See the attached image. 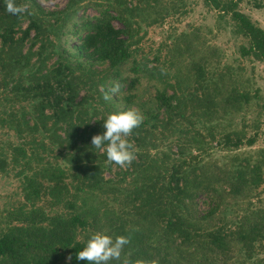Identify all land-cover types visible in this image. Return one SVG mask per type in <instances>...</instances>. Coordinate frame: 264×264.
<instances>
[{
  "label": "rangeland",
  "instance_id": "obj_1",
  "mask_svg": "<svg viewBox=\"0 0 264 264\" xmlns=\"http://www.w3.org/2000/svg\"><path fill=\"white\" fill-rule=\"evenodd\" d=\"M36 1L46 14L63 10L69 2ZM97 2L104 7L109 6L113 15L117 14L116 8L123 11L129 24L128 32L123 36L130 46L131 57L115 68H110L107 63L94 62L91 73L76 72L82 80L76 101L85 98L83 107L86 113L81 112L80 116L85 118L83 123L89 128L100 119L96 108L107 110L101 111L106 114L104 119L111 113L128 109H138L145 116L149 107L157 108L155 95L158 92L170 97L175 92L178 98H188L190 93L200 95L208 89L217 93L216 98L221 100L229 91L237 90L248 93L249 102L225 115H222V104L219 102L218 112L209 120L186 108L183 114L173 119L171 125L157 126L152 132L142 133L140 142L132 134L128 140L136 150L135 160L138 164L131 163L127 168L107 163L106 153L93 148L96 163L103 172L101 185L81 189V184L76 180L67 179L73 196L70 193L51 198L42 194L35 203V214L43 218L35 220L36 224L50 228L54 223H50L48 217L65 219L72 214H82L89 225L77 229L75 234L84 242L97 232L114 239L116 236H125V233L133 235L142 231L151 246L171 254L175 261L173 264H264V230L252 242V247L246 248L238 238L227 235L225 240L228 249L220 254L214 249L203 247L200 238L181 244L178 238L170 235L166 237L164 224L155 219L138 218L131 210V200H128L133 193L131 187L142 183L146 174L159 172L160 183H166L169 166L177 160L181 161L178 152L182 151L181 157L186 163L197 157L196 172L201 180L204 174L220 178L213 183L219 194H214L218 206L213 215L204 220H193L194 216L189 217L190 207L185 209L184 215L189 222L195 225L197 221L194 227H198L199 232L220 230L229 233L241 227L243 218L253 221L264 216V65L251 55L241 54V46L247 45V39L235 32L229 14H222L205 0H83L75 8L71 19L94 18L98 15V8L93 6ZM22 5L34 9L30 3ZM238 10L264 29V0H242ZM55 17H58V28L51 33L50 38H44V43L49 44L50 39L54 41L60 37L64 46L70 48L77 43L76 35L71 32L74 26L71 20L67 23L62 21L64 13H58ZM44 19L54 22L50 15H45ZM27 21L28 18L24 17L22 27L27 25ZM112 22L116 27L124 28L118 19ZM29 43L28 39L26 48ZM38 45L33 47L34 51L38 50ZM51 49L53 47L49 44L47 51ZM56 59L57 55L52 54L46 66H55ZM117 82L121 85L120 92L109 101L98 102L96 91H102L101 86L108 91ZM216 85L220 87L219 90ZM32 105L26 101L6 103L0 106V110L13 106L16 110L28 111L32 117ZM93 135H97L96 132ZM227 135L232 142L239 137L243 142L232 146V142H225ZM37 137L39 141L53 146L56 152L59 151L58 145L51 143L42 131L37 133ZM248 138L254 139L253 144L245 142ZM88 141L91 143V138ZM8 142L22 143L13 131L0 127V145L6 147ZM25 147L29 153L30 148ZM36 151L37 155L43 157L42 163L46 160L64 162L62 156L55 157L42 148L37 147ZM251 167H255L261 175V183L255 188L245 186L236 196L230 195L227 191L229 177L235 175L236 169H242L249 177L253 172L250 171ZM17 171L18 167L10 166L0 172V230L11 225L26 224V220L15 219L20 214H32L29 212L31 205L25 201L22 176L17 175ZM46 185L44 182L43 188ZM186 197L183 195L182 198ZM67 199H73L74 204ZM189 200L184 199L186 204H189ZM194 202L196 209H191V212L199 216L205 214L212 205L209 194L197 195ZM161 214L159 212L157 215ZM130 243L128 250L132 251L134 242L131 240ZM67 261L68 256L65 254L53 264H66ZM7 263L6 258L0 259V264Z\"/></svg>",
  "mask_w": 264,
  "mask_h": 264
},
{
  "label": "trees",
  "instance_id": "obj_2",
  "mask_svg": "<svg viewBox=\"0 0 264 264\" xmlns=\"http://www.w3.org/2000/svg\"><path fill=\"white\" fill-rule=\"evenodd\" d=\"M85 1V0H84ZM222 14H229L235 25V32L247 39V45L241 46L242 55H251L264 65V29L252 21L249 16L238 10L242 0H205ZM17 5L30 3L32 8L22 15H12L6 11L5 0H0V106L2 104H14L16 102H31L33 104L32 117L28 111L4 108L0 110V127L13 131L22 143H7L0 145V172L8 167H18L17 175L22 176L23 188L26 191L25 201L31 205L27 216L20 214L15 220H26V224L11 225L5 230H0V259L6 258L7 264H53L57 263L65 254L68 256L66 264H87L86 261L76 258L78 251L82 250L86 242L78 239L76 230L89 225L88 220L82 214H72L65 219L48 217L54 226L47 228L39 223L35 214L36 201L42 194L51 198L58 195L73 196L67 179L76 180L85 186L94 188L103 181L102 169L94 154L93 146L88 139L93 134H102L103 121L106 114L96 108V114L100 118L91 128L84 124L85 118L80 116L86 113L83 107L85 98L76 101L82 80L80 74L91 73L94 62L107 63L110 68H115L131 57V49L123 34L128 32V21L123 11L116 8V15L110 13L109 6L94 3L98 8V15L89 19H71L75 8L83 0H69L66 7L60 11H43L36 0H15ZM58 13H64L62 21L68 20L74 26L71 30L76 35L77 43L71 47H65L60 37L57 40L50 39L49 44L53 49L47 51L49 44L44 43V38H50L51 33L58 28ZM54 18L52 23L45 20L44 16ZM28 18L27 25L22 27L23 18ZM67 18V19H66ZM118 19L124 28L116 27L112 20ZM62 25H59L61 27ZM20 33L18 36L17 34ZM131 36V34H129ZM128 35V36H129ZM29 46L26 48V41ZM38 45V50L33 47ZM52 54L57 55L55 66L49 68L46 61ZM35 56V59L32 58ZM90 88V87H89ZM219 90L220 87L216 85ZM97 90V89H96ZM103 91L97 90V101L103 103ZM170 97L164 92H158L155 100L157 108H148L145 111L143 123L133 130V138L140 142L142 133L153 131L157 126H168L184 109L189 108L191 113L200 115L206 120L211 119L217 111L219 102L222 104L223 114L230 110H237L244 103L249 102L248 93L231 90L221 100L216 98L217 93L206 89L200 95L190 93L188 98H178L175 92ZM113 105V104H112ZM46 110L48 112H46ZM107 112V110H105ZM62 126V128H61ZM80 126V129H79ZM59 130H62L59 133ZM42 131L50 142L57 144L59 151L54 147L39 141L37 133ZM151 131V132H152ZM225 142H232L230 136H225ZM243 140L239 137L231 143L238 146ZM253 144L254 139L245 141ZM28 146L29 153L26 149ZM42 148L49 154L64 158V162L52 163L37 155L36 149ZM179 159L169 166L167 171L168 181L160 183L159 172L146 174L142 183L131 187L133 192L129 195L132 202V211L138 218L155 219L164 224L166 237L168 235L179 239L185 244L196 238H200L203 247L214 249L223 254L227 251L225 237L238 238L243 246L252 247L251 244L264 230V216L253 221L242 219L241 227L229 233L220 230L198 231L184 215L186 207H190V216L204 220L215 213L218 203L214 182L219 181L216 175H202V180L197 171L198 160L194 156L192 161L186 163L179 151ZM196 159V160H195ZM132 164L137 165L134 160ZM239 166V165H237ZM28 169V172L26 171ZM253 170V172H252ZM252 175H245L242 169L235 170L234 176L227 180L228 193L236 196L242 192L245 186L257 187L261 183V175L255 167H251ZM163 178V177H162ZM44 182L47 185L44 187ZM79 187V186H77ZM209 194L212 205L203 215L191 212L196 209L195 197L199 194ZM184 196L190 198L186 204ZM74 198V197H72ZM73 203V199H67ZM25 206V205H24ZM161 212V215H157ZM34 213V214H33ZM162 216L161 219H157ZM29 219H28V218ZM37 220V221H35ZM196 220V219H195ZM134 242L132 251L128 244L122 253L120 261H110L109 264H122L123 255L132 261V264H173L175 262L168 251L162 252L157 247L147 242V236L142 231L133 235L124 234ZM31 260V261H29ZM18 262V263H16Z\"/></svg>",
  "mask_w": 264,
  "mask_h": 264
},
{
  "label": "clouds",
  "instance_id": "obj_3",
  "mask_svg": "<svg viewBox=\"0 0 264 264\" xmlns=\"http://www.w3.org/2000/svg\"><path fill=\"white\" fill-rule=\"evenodd\" d=\"M5 5L6 11L12 15L19 16L28 11L27 5H17L15 0H5ZM101 90L103 91V86ZM120 90L121 85L117 82L104 92L103 99L111 100ZM144 119V115L138 109L111 113L103 121L105 131L102 134L93 135L91 144L94 148L106 153L107 163L127 168L136 159V150L128 137L143 123ZM130 242L128 236L121 235L113 239L110 235L97 232L91 235L85 247L78 251L76 258L86 261L87 264H109L110 261H120L124 248ZM122 264H132V261L125 258Z\"/></svg>",
  "mask_w": 264,
  "mask_h": 264
}]
</instances>
